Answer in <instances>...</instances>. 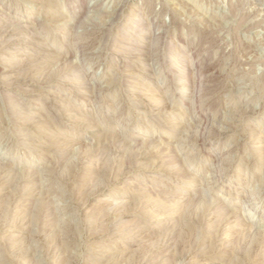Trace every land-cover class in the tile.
<instances>
[{"label": "rangeland", "instance_id": "374dc122", "mask_svg": "<svg viewBox=\"0 0 264 264\" xmlns=\"http://www.w3.org/2000/svg\"><path fill=\"white\" fill-rule=\"evenodd\" d=\"M0 161V264H264V0H0Z\"/></svg>", "mask_w": 264, "mask_h": 264}, {"label": "bare ground", "instance_id": "6f19581e", "mask_svg": "<svg viewBox=\"0 0 264 264\" xmlns=\"http://www.w3.org/2000/svg\"><path fill=\"white\" fill-rule=\"evenodd\" d=\"M140 25V22L139 21H135V28H137L138 26ZM23 26V25H22ZM25 28V27H24ZM19 29V28H18ZM18 33H19V31L17 32V31H14V32H12L11 34H9L12 38H11V41L13 42H19L17 39H15V37L18 35ZM7 35V34H6ZM9 37V36H8ZM18 37V36H17ZM23 37V36H22ZM7 38V37H6ZM19 38V37H18ZM20 40V39H19ZM23 42V41H22ZM22 42H21V40H20V44H22ZM8 44H9V42H8ZM10 47V46H9ZM12 48V47H11ZM131 48V47H130ZM19 54V53H18ZM54 54H56V53H54ZM51 55V56H49V57H46L45 56V58H42V60L41 59H39V60H37L35 63H36V65L35 64H32V65H35V67H37V69L36 70H39V69H42L43 68V66H42V62L41 61H49V60H51V59H53V57L54 56H56V55ZM42 55V54H41ZM40 56V55H39ZM35 58H37V57H35ZM41 60V61H40ZM33 61V60H32ZM35 61V60H34ZM37 62H41V63H38L37 64ZM45 64L46 63H48L49 64V62H44ZM47 65V64H46ZM34 67V66H33ZM34 67V68H35ZM31 70V69H30ZM34 70V69H33ZM196 71H198V70H196ZM196 73V72H195ZM4 78V77H3ZM15 78V77H14ZM10 79V78H9ZM193 79V78H192ZM18 80V79H17ZM16 80V82L15 83H19V81H17ZM20 80V79H19ZM24 82V81H23ZM196 82V81H195ZM12 83V82H11ZM6 84V83H5ZM194 84V83H193ZM19 86V85H18ZM9 94V93H8ZM79 114V113H78ZM76 115V114H75ZM75 117V116H74ZM75 119V118H74ZM78 119V118H77ZM76 120V119H75ZM68 148V147H67ZM3 161V160H2ZM13 167V166H12ZM0 168L1 169H3V168H5V165H4V163H2L1 161H0ZM10 170V169H9ZM7 172V171H6ZM8 173V172H7ZM6 174V173H5ZM260 176V175H259ZM6 177H7V175H6ZM11 177V176H10ZM253 181V180H252ZM9 182V180L8 181H6L5 183H8ZM215 182V181H214ZM259 184H261L262 185V189L261 190H263L264 191V175L263 176H261V177H259L258 179H256V180H254L253 181V184H251L250 185V187H249V189L247 190V192H245V197H247L248 199L249 198H251V199H253V200H255L256 199V197H257V195L258 194H256L257 192H258V190L260 189V185ZM4 185V184H3ZM6 185V184H5ZM8 185V184H7ZM9 186V185H8ZM262 191V192H263ZM261 194V193H260ZM259 197V196H258ZM246 199V198H245ZM245 205H246V203H244ZM247 209V207H244L243 208V210H246ZM250 209V208H249ZM240 210V209H239ZM252 210H254V209H252ZM109 238V237H108ZM112 238V237H111ZM111 238H109L110 240H111ZM116 240V239H115ZM101 251V250H100ZM107 254V253H106ZM105 254V251H102V252H100V254L98 255V257H100V258H107L108 257V255H106ZM120 257H122V256H120V255H117V256H115V257H111V259H110V261L109 262H118L119 260V258ZM109 258H110V256H109ZM100 260V259H99Z\"/></svg>", "mask_w": 264, "mask_h": 264}]
</instances>
